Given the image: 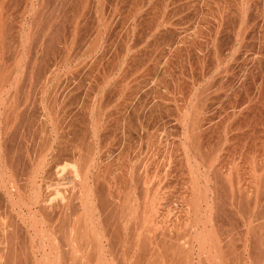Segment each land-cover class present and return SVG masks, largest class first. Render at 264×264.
I'll return each mask as SVG.
<instances>
[{
  "label": "rangeland",
  "instance_id": "1",
  "mask_svg": "<svg viewBox=\"0 0 264 264\" xmlns=\"http://www.w3.org/2000/svg\"><path fill=\"white\" fill-rule=\"evenodd\" d=\"M0 18V171L47 157L56 208L0 190V264H264V0H0Z\"/></svg>",
  "mask_w": 264,
  "mask_h": 264
},
{
  "label": "bare ground",
  "instance_id": "2",
  "mask_svg": "<svg viewBox=\"0 0 264 264\" xmlns=\"http://www.w3.org/2000/svg\"><path fill=\"white\" fill-rule=\"evenodd\" d=\"M117 3V2H116ZM103 5V4H102ZM138 11V10H137ZM1 19V18H0ZM252 22V21H251ZM106 23V22H105ZM252 24V23H251ZM240 25V24H239ZM0 27H2V26H0ZM3 27H4V25H3ZM5 28H7V27H5ZM249 28V27H248ZM1 29V28H0ZM77 29V28H76ZM2 31V30H1ZM7 31H8V29H7ZM24 32V31H23ZM6 33V32H5ZM214 33V32H213ZM1 35L3 34V32H1L0 33ZM7 35H8V33H7ZM22 35V34H21ZM21 35H20V33H19V35L17 36V38L19 39V44H18V46H22L23 45V41H22V39H23V37H21ZM2 37H6L4 34L2 35ZM1 37V38H2ZM21 37V38H20ZM26 37V36H25ZM3 39H7V37L6 38H3ZM17 39V40H18ZM1 40V39H0ZM1 41H3V40H1ZM5 41V40H4ZM5 43V42H4ZM248 43V42H247ZM1 44H3V43H0V45ZM110 44V43H109ZM4 45H6V44H4ZM198 45V44H197ZM112 46V45H111ZM5 47V46H4ZM7 48H9V47H7V45H6V48H4V50H2L3 52H5V51H7ZM0 49H3L2 48V46H1V48ZM6 49V50H5ZM10 49V48H9ZM184 50V49H183ZM199 50V49H198ZM8 52V51H7ZM6 53V52H5ZM90 53V52H89ZM176 53V52H175ZM204 53V52H203ZM3 54V53H2ZM19 54V53H18ZM18 54H16V55H18ZM100 54H102V53H100ZM20 56V55H19ZM180 56V55H179ZM193 56V55H192ZM5 57V56H4ZM3 60V59H2ZM19 60V59H18ZM213 60V59H212ZM17 62V61H16ZM19 62H21V61H19ZM204 64V63H203ZM18 65V64H17ZM232 71V70H231ZM220 76V75H219ZM48 78V77H47ZM14 80V79H13ZM249 85V84H248ZM123 86V85H122ZM109 88V87H108ZM99 89V88H98ZM239 89V88H238ZM63 91V90H62ZM246 91V90H245ZM134 92V91H133ZM236 92V91H235ZM17 95V94H16ZM128 96V95H127ZM54 98V97H53ZM131 98V97H130ZM14 99V98H13ZM25 99V98H24ZM199 99V98H198ZM243 100V99H242ZM9 102V101H8ZM73 103V102H72ZM90 103V102H89ZM94 103V102H93ZM242 103V102H241ZM80 104V103H79ZM122 104V103H121ZM200 104V103H199ZM8 105V104H7ZM247 105V104H246ZM4 107V106H3ZM103 107V106H102ZM6 108V107H5ZM137 108V107H136ZM12 109V108H11ZM97 109V108H96ZM203 110V109H202ZM72 111V110H71ZM241 112V111H240ZM22 113V112H21ZM21 113H19V114H21ZM2 114V113H1ZM5 114V113H4ZM4 114H3V116H4ZM18 114V113H17ZM16 114V115H17ZM200 114V113H199ZM197 115V114H196ZM236 115V114H235ZM9 116V115H8ZM53 116V115H52ZM126 116V115H125ZM192 116V115H191ZM5 117V116H4ZM4 117H2V118H4ZM70 117V116H69ZM12 118V117H11ZM16 118V117H15ZM22 118V117H21ZM195 118V117H194ZM58 119V118H57ZM85 119V118H84ZM2 120V119H1ZM4 120V119H3ZM6 120V119H5ZM33 120V119H32ZM196 121H197V118H196ZM55 122V121H54ZM3 123V122H2ZM7 123V122H6ZM10 123V122H9ZM28 123V122H27ZM134 123V122H133ZM27 125V124H26ZM56 125V124H55ZM59 125V124H58ZM83 125V124H82ZM191 125V124H190ZM61 126V125H60ZM81 126V125H80ZM95 126V125H94ZM3 127H4V123H3ZM5 127H6V124H5ZM191 127V126H190ZM41 128V127H40ZM45 128H46V126H45ZM20 129V128H19ZM53 129V128H52ZM56 129V128H55ZM98 129V128H97ZM196 129V128H195ZM4 130V129H3ZM9 130V129H8ZM58 130V129H57ZM92 130V129H91ZM186 130V129H185ZM21 131V130H20ZM53 131V130H52ZM25 132V131H24ZM30 132V131H29ZM73 132V131H72ZM207 132V131H206ZM27 133V132H26ZM87 133V132H86ZM194 133V132H193ZM197 133V132H196ZM2 134V133H1ZM46 134H47V132H46ZM45 134V135H46ZM78 134V133H77ZM55 135V134H54ZM61 134H59V136H60ZM85 135V134H84ZM198 135V134H197ZM196 135V136H197ZM1 136V135H0ZM56 136V135H55ZM57 136H58V134H57ZM59 136H58V140L60 139V141H57V143L59 142V143H61V137L59 138ZM90 136V135H89ZM9 137V136H8ZM37 137V136H36ZM78 137V136H77ZM192 137V136H191ZM206 137V136H205ZM34 138V137H33ZM18 139V138H17ZM16 139V140H17ZM56 139V138H55ZM55 139H52L53 141L55 140ZM63 139V138H62ZM76 139V138H75ZM198 139V138H197ZM20 140V139H19ZM49 140V139H48ZM57 140V139H56ZM80 140V139H79ZM82 140V139H81ZM186 140V139H185ZM7 141V140H6ZM46 141H47V139H46ZM191 141V140H190ZM189 141V142H190ZM50 142V141H49ZM72 142V141H71ZM82 142V141H81ZM24 143V142H23ZM46 143V142H45ZM50 143H52V141L50 142ZM5 144V143H4ZM4 144L2 145V146H4ZM13 144V143H12ZM55 144V143H54ZM64 144V148H61L60 150L59 149H56V150H58L57 151V153H59V156H61L63 153L64 154H66V156H67V152L65 153V151L67 150V149H69L67 146H65V143H64V141L62 142V145ZM191 144V143H190ZM193 144V143H192ZM45 145H47V144H45ZM61 145V144H60ZM60 145H57L58 147L60 146ZM93 145V144H92ZM19 146H21V145H19ZM34 146V145H33ZM42 146V145H41ZM73 146V145H72ZM35 147V146H34ZM57 147V148H58ZM61 147V146H60ZM65 147H67V149L64 151V149H65ZM194 147V146H193ZM19 148V147H18ZM41 148V147H40ZM46 148V147H45ZM47 148H48V146H47ZM77 148H79V147H77ZM94 148V147H93ZM6 149H7V147H6ZM55 149V148H54ZM71 149V148H70ZM5 150V149H4ZM28 150V149H27ZM33 150V149H32ZM40 150V149H39ZM49 150V149H48ZM56 150H53L55 153H56ZM87 150H89V149H87ZM87 150H86V152H87ZM185 150V149H184ZM2 151V150H1ZM8 151V150H7ZM15 151V150H14ZM13 151V152H14ZM20 151V150H19ZM42 151V150H41ZM69 151V150H68ZM75 151H76V149H75ZM80 151V150H79ZM94 151V150H93ZM191 151V150H190ZM37 152V151H36ZM71 152V151H70ZM102 152V151H101ZM4 153V152H3ZM6 153V152H5ZM18 153V152H17ZM21 153V152H20ZM31 153V152H30ZM56 153V154H57ZM74 153V152H73ZM76 153V152H75ZM74 153V154H75ZM186 153V152H185ZM8 155H9V153H7ZM22 154V153H21ZM61 154V155H60ZM63 154V155H64ZM72 155V156H75V155ZM100 154V153H99ZM16 155V154H15ZM49 155V154H48ZM68 155H69V153H68ZM83 155V154H82ZM87 155V154H86ZM96 155V154H95ZM19 156V155H18ZM21 156V155H20ZM24 156V155H23ZM22 156V157H23ZM30 156V155H29ZM79 156V155H78ZM197 156V155H196ZM38 157V156H37ZM85 156H83V158H84ZM187 157H188V155H187ZM200 157V156H199ZM29 158V157H28ZM47 158V157H46ZM46 158H45V156H43L42 155V157H39V159H37L36 161H32L31 159V161H30V165H29V167L28 168H26L25 167V169L23 168L24 166H23V164L22 163H20L19 165H22L21 167V169L19 168L20 166H18L17 167V170H18V168L20 169V170H22L23 169V171L24 172H22V171H19L20 172V174H18V172H17V170L15 171H13V172H17V174L16 175H13V174H15V173H13V172H11L12 173V175H11V173H9L8 175L7 174H5L4 173V171H3V173L1 172L0 173V190L2 191V190H4L3 192L5 193V196H2V197H5L6 198V200L5 201H7L6 203H8V204H12V205H14L17 209L19 208V207H17V204L15 205L14 203L16 202V201H20V199L22 200H24L25 201V199L26 198H24V197H26V196H22L23 195V193H20L21 191H24V194H25V190H27V188L30 186V201L31 202H29V203H31L30 205H29V203L27 204L28 206H31V205H37L39 208L36 210V211H38L39 212V209H40V211L41 212H47L46 210H51V209H53V207L51 208V205H49V203H51V202H49L48 203V201H49V199H48V197L49 196H47L46 194V197L45 196H43V193H41L42 191L41 190H44L43 189V187L45 186V183H42L41 181H43V179H45V178H42V177H45V175L43 174V173H47V171H46V168L48 169V171L51 169H49L48 168V162H47V160H46ZM54 158V157H53ZM66 158V157H65ZM82 158V159H83ZM91 158V157H90ZM16 159H18V158H16ZM23 159V158H22ZM21 159V160H22ZM36 159V158H35ZM55 159V158H54ZM58 159V158H57ZM73 159V158H72ZM74 159H76L75 157H74ZM81 159V158H80ZM101 159V158H100ZM3 160V159H2ZM51 160V159H50ZM202 160V159H201ZM15 161V160H14ZM13 161V162H14ZM27 162H25L26 163V165H28L29 163V161L28 160H26ZM49 161V160H48ZM75 161V160H74ZM54 162V161H53ZM71 162V161H70ZM81 162V161H80ZM79 162V163H80ZM185 162V161H184ZM11 163V162H10ZM15 163V162H14ZM8 164V163H7ZM78 164V163H77ZM9 165V164H8ZM7 165V166H8ZM18 165V164H17ZM14 166V165H13ZM77 166V165H76ZM9 167V166H8ZM50 167V166H49ZM80 167V166H79ZM2 168V167H1ZM12 168H14V167H12ZM54 168V167H53ZM52 168V169H53ZM66 168V167H65ZM52 169H51V172H52ZM77 169V168H76ZM13 170V169H12ZM55 170V169H54ZM59 170V169H58ZM58 170H56L57 171V173H58ZM85 170H87V169H85ZM98 170V169H97ZM46 171V172H45ZM56 171H54L53 173H54V175H55V172ZM79 171V170H78ZM82 171H84V170H82ZM104 171V170H103ZM50 172V173H51ZM80 172H81V170H80ZM145 172V171H144ZM87 174H88V171L86 172ZM85 173V174H86ZM43 174V175H42ZM48 174H49V172L47 173V175H46V177L48 176ZM59 174H60V172H59ZM78 174V173H77ZM76 174V175H77ZM84 174V175H85ZM91 174V173H90ZM156 174V173H155ZM52 176H53V174H51ZM51 175H50V177H51ZM58 175V174H57ZM83 175V176H84ZM95 175V174H94ZM102 175H103V173H102ZM60 176V175H59ZM68 176V175H67ZM79 176V175H78ZM78 176L75 178L78 182H80V183H78L77 185L76 184H74V186H72L73 188L72 189H70L71 191V194L69 195V196H71L72 198H74V199H78V201L80 200V204H81V206H80V208H83V209H81V210H83V214H87L86 213V206L87 205H89L88 203V200L90 199L89 197H90V194L88 195V192H87V181H88V178L87 177H84V178H82L81 180H78ZM193 176V175H192ZM50 177H47V178H50ZM58 177V176H57ZM73 177V176H72ZM93 177V176H92ZM154 177V176H153ZM46 178V179H47ZM55 178V177H54ZM60 178V177H59ZM73 178V179H74ZM101 178V177H100ZM142 178V177H141ZM51 179H53L52 177H51ZM51 179H48V180H51ZM56 179V178H55ZM65 179V178H64ZM101 179H104V178H101ZM23 180V183H25L24 184V186H23V183L22 182H20V181H22ZM47 180V181H48ZM54 180V179H53ZM63 180V179H62ZM45 182H46V180H44ZM43 181V182H44ZM61 181V180H60ZM102 181V180H101ZM100 181V182H101ZM191 181V180H190ZM19 182L20 183H22L20 186H18L19 185ZM92 182V181H91ZM136 182V181H135ZM43 184L44 186H42V188H41V184ZM46 183H49V182H46ZM60 183V182H59ZM193 183V182H192ZM191 183V184H192ZM54 184V183H53ZM143 184V183H142ZM145 184V183H144ZM196 185V184H195ZM21 186H23V187H21ZM94 186H95V184H94ZM20 187V188H19ZM140 187V186H139ZM183 187V186H182ZM15 188H17V190H18V192H15L14 190H15ZM26 188V189H25ZM45 188V187H44ZM48 188V187H47ZM46 188V189H47ZM70 188V187H69ZM103 188V187H102ZM196 188V187H195ZM166 189V188H165ZM16 190V191H17ZM101 190V189H100ZM28 191V190H27ZM47 191H49V190H47ZM51 191V190H50ZM55 191V190H54ZM102 191H104V190H102ZM108 191V190H107ZM199 191H201V190H199ZM28 192V193H29ZM90 192V191H89ZM101 192V191H100ZM167 192V191H166ZM196 192H198V191H196ZM27 193V192H26ZM27 193V194H28ZM194 193V192H193ZM199 193V192H198ZM49 195V194H48ZM28 196V195H27ZM117 196V195H116ZM23 197V198H22ZM105 197V196H104ZM162 197V196H161ZM181 197V196H180ZM189 197V196H188ZM185 198V197H184ZM187 198V197H186ZM193 198V197H192ZM194 198H196V197H194ZM204 198V197H203ZM18 199V200H17ZM62 200V199H61ZM64 200V199H63ZM1 201H2V199H1ZM4 201V202H5ZM18 201V202H19ZM26 201L28 202V199H26ZM66 201V200H65ZM68 201V200H67ZM69 201H71V200H69ZM75 201V200H74ZM102 201V200H101ZM107 201V200H106ZM149 201V200H148ZM151 201V200H150ZM21 202V201H20ZM19 202V203H20ZM64 202V201H63ZM104 202H105V200H104ZM17 203V202H16ZM18 203V204H19ZM22 204H23V201L21 202ZM20 203V204H21ZM68 203V202H67ZM70 203V202H69ZM107 203H109L108 201L106 202V204ZM1 204V203H0ZM21 204V205H22ZM78 204H79V202H78ZM101 204V203H100ZM132 204V203H131ZM175 204V203H174ZM54 205V204H53ZM72 205V204H71ZM138 205V204H137ZM153 205V204H152ZM158 205V204H157ZM14 206H11V208H13L14 209ZM26 206V204H24V206L23 207H25ZM62 206V205H61ZM103 206V205H102ZM108 206V205H107ZM22 207V206H21ZM33 207V206H32ZM69 207V206H68ZM72 207V206H71ZM70 207V208H71ZM152 207V206H151ZM157 207V206H156ZM192 207V206H191ZM2 208V207H1ZM10 208V209H11ZM26 208V207H25ZM25 208H23L24 210H25ZM31 208V207H30ZM37 208V207H36ZM55 208V207H54ZM76 208V207H75ZM88 208V207H87ZM91 208V207H90ZM131 208V207H130ZM7 209V208H6ZM20 209V208H19ZM22 209V208H21ZM34 209V208H33ZM56 209V208H55ZM55 209H53V211L55 210ZM159 209V208H158ZM15 210V209H14ZM23 210V211H24ZM27 210H30V209H28L27 208ZM88 210V209H87ZM91 210V209H90ZM98 210V209H97ZM102 210H103V208H102ZM179 210V209H178ZM22 211V210H21ZM5 212V211H4ZM7 212V211H6ZM17 212V211H16ZM20 212V211H19ZM30 212V211H29ZM28 212V213H29ZM56 213L58 212V214L61 212V209H60V212H59V210L58 211H55ZM65 212V211H64ZM98 212V211H97ZM179 212V211H178ZM31 213H33V212H31ZM43 213V214H44ZM54 213V212H53ZM55 213V214H56ZM62 213H63V211H62ZM69 213V212H68ZM76 213V212H75ZM80 213V212H79ZM102 213V212H101ZM5 214V213H4ZM30 214V213H29ZM36 214V213H35ZM46 214V213H45ZM44 214V215H45ZM48 214H49V212H48ZM55 214H54V218H56V216H55ZM71 214V213H70ZM83 214H82V216H83ZM90 214V213H89ZM88 214V215H89ZM93 214V213H92ZM153 214H155V213H153ZM34 215V214H33ZM41 215V214H40ZM52 215V212H51V214H50V216ZM69 215V214H68ZM116 215V214H115ZM148 215V214H147ZM7 216V215H6ZM48 216V215H47ZM53 216V215H52ZM58 216H59V218H60V214L59 215H57V218H58ZM71 216V215H70ZM86 217L85 218H88L87 217V215H85ZM90 216V215H89ZM100 216V215H99ZM27 217V216H26ZM64 217H65V215H64ZM63 217V218H64ZM14 218V217H13ZM42 218V217H41ZM50 218V217H49ZM56 218V219H57ZM58 218V219H59ZM70 218V217H69ZM75 218V217H74ZM95 218V217H94ZM108 218V217H107ZM162 218V217H161ZM199 218V217H198ZM45 219V218H44ZM47 219V218H46ZM53 219V218H52ZM57 219V220H58ZM65 219V218H64ZM73 219V218H72ZM117 219V218H116ZM195 219V218H194ZM70 220V219H69ZM185 220V219H184ZM11 221V220H10ZM80 221H81V219H80ZM118 221V220H117ZM197 221V220H196ZM36 222V221H35ZM35 222H34V224H35ZM45 222V221H44ZM161 222V221H160ZM172 222V221H171ZM188 222V221H187ZM203 222V221H202ZM234 222V221H233ZM8 223V222H7ZM28 223H29V221H28ZM37 223V222H36ZM193 223V222H192ZM12 224V223H11ZM43 224H45V223H43ZM51 224V223H50ZM61 224V223H60ZM73 224V223H72ZM80 224V223H79ZM117 224H118V222H117ZM167 224V223H166ZM173 224H175V223H173ZM205 224V223H204ZM9 225V224H8ZM71 225V224H70ZM139 225V224H138ZM234 225H235V223H234ZM35 227L37 226V224L36 225H34ZM49 226V225H48ZM52 226V225H51ZM61 226V225H60ZM73 226V225H72ZM72 226H70L69 228L70 229H68V230H70L71 232V234L73 233V235L75 234V231H77V229L79 228L78 226V228L76 227V226H74L75 228H77L76 230H74V228L72 227ZM186 226V225H185ZM193 226V225H192ZM33 228V229H36L35 230V232L37 231L38 232V228ZM38 227V226H37ZM59 227V226H58ZM49 228H51V227H49ZM61 228V227H60ZM68 228V227H67ZM212 228V227H211ZM45 229V228H44ZM57 229V228H56ZM155 229V228H154ZM233 229V228H232ZM40 230H42V229H40ZM83 230V229H82ZM81 230V231H82ZM92 230V229H91ZM204 230V229H203ZM33 231V230H32ZM93 231V230H92ZM62 232V231H61ZM119 232V231H118ZM39 233V232H38ZM43 233V232H42ZM41 233V235H43ZM53 234H54V232H52ZM69 233V232H68ZM170 233V232H169ZM6 234V233H5ZM35 234H37V233H35ZM117 234V233H116ZM38 235V234H37ZM40 235V238L42 237ZM70 235V234H69ZM68 235V236H69ZM86 235V234H85ZM121 235V234H120ZM197 235V234H196ZM200 235V234H199ZM76 236H77V234H76ZM166 236V235H165ZM187 236V235H186ZM45 236L43 235V238H44ZM72 237V236H71ZM78 237V236H77ZM168 237V236H167ZM200 237H201V235H200ZM203 237V236H202ZM29 238V237H28ZM43 238H42V241H43ZM84 239V238H83ZM90 239V238H89ZM53 240V239H52ZM71 241H69L68 243L70 244V242H72V240L74 241V242H76V240L73 238V239H70ZM86 240H87V238H86ZM103 240V239H102ZM33 241V240H32ZM55 241V240H54ZM90 241V240H89ZM88 241V242H89ZM189 241V240H188ZM31 242V241H30ZM49 242V241H48ZM198 242V241H197ZM209 242V241H208ZM1 243V242H0ZM86 243V242H85ZM162 243V242H161ZM171 243V242H170ZM191 243V242H190ZM18 244V243H17ZM26 244V243H25ZM73 244V243H72ZM83 244V243H82ZM173 244V243H172ZM185 244V243H184ZM189 244V243H188ZM6 245V244H5ZM11 245V244H10ZM58 245V244H57ZM63 245V244H62ZM56 246V245H55ZM74 246H76V245H74ZM74 246H73V250H74ZM187 245L185 244V247H186ZM59 247V246H58ZM62 247H64V246H62ZM78 246H76V248H77ZM80 247H82V246H80ZM101 247V246H100ZM185 247L183 246H181L180 248L182 249V253L183 252H185L186 253V251H189V252H191L190 250H191V248H189V246H188V250H185ZM192 247V246H191ZM9 248V247H8ZM57 248V247H56ZM86 248H88V247H86ZM179 248V249H180ZM7 249V248H6ZM11 249V248H10ZM42 249V248H41ZM63 249V248H62ZM179 249H178V251H179ZM82 250H85V248L84 249H82ZM199 250V249H198ZM54 251V250H53ZM86 251V250H85ZM88 251V250H87ZM115 251V250H114ZM118 251V250H117ZM160 251V250H159ZM57 252V251H56ZM168 252V251H167ZM179 252H181V250L179 251ZM15 253V252H14ZM67 253V252H66ZM70 253V252H69ZM86 253V252H85ZM84 253V254H85ZM94 253V252H93ZM3 254V253H2ZM33 254V253H32ZM77 254V253H76ZM113 254V253H112ZM168 254V253H167ZM7 255V254H6ZM44 255V254H43ZM73 255V254H72ZM188 255H189V253H186V261H187V263L189 262V259L191 258H188ZM61 256V255H60ZM71 256V255H70ZM80 256V255H79ZM84 256V255H83ZM88 256V255H87ZM154 255H152V257H153ZM200 256V255H199ZM151 257V256H150ZM160 257V256H159ZM174 257V256H173ZM6 258V257H5ZM59 258V257H58ZM73 258V257H72ZM80 258V257H79ZM1 259V258H0ZM65 259V258H64ZM92 259V258H91ZM98 259V258H97ZM126 259V258H125ZM159 259V258H158ZM15 260V259H14ZM67 260V259H66ZM89 260V259H88ZM55 261V260H54ZM53 261V262H54ZM57 261V260H56ZM60 261V260H59ZM72 261V260H71ZM82 261V260H81ZM18 262V261H17ZM103 262V261H102ZM159 262V261H158ZM12 263V262H11ZM104 263V262H103ZM143 263V262H142ZM156 263H157V261H156ZM193 263V262H192ZM8 264V263H7ZM63 264V263H62ZM166 264V263H165ZM185 264V263H184Z\"/></svg>",
  "mask_w": 264,
  "mask_h": 264
}]
</instances>
